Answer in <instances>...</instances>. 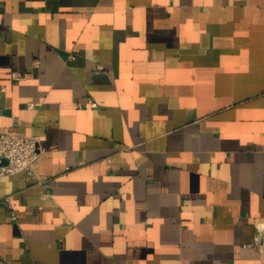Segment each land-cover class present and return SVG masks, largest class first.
I'll use <instances>...</instances> for the list:
<instances>
[{
  "label": "crops",
  "instance_id": "crops-1",
  "mask_svg": "<svg viewBox=\"0 0 264 264\" xmlns=\"http://www.w3.org/2000/svg\"><path fill=\"white\" fill-rule=\"evenodd\" d=\"M3 133L0 264H264V0H0Z\"/></svg>",
  "mask_w": 264,
  "mask_h": 264
},
{
  "label": "built area",
  "instance_id": "built-area-1",
  "mask_svg": "<svg viewBox=\"0 0 264 264\" xmlns=\"http://www.w3.org/2000/svg\"><path fill=\"white\" fill-rule=\"evenodd\" d=\"M38 64V62H36ZM15 77H19L14 73ZM92 106L96 102H90ZM33 106L32 103L29 104ZM41 147L36 136L14 133L0 135V175H9L22 170L31 171L34 160L39 156Z\"/></svg>",
  "mask_w": 264,
  "mask_h": 264
}]
</instances>
